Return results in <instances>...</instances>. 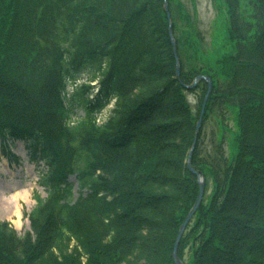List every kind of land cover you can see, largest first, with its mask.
<instances>
[{
    "label": "trees",
    "instance_id": "16d2710c",
    "mask_svg": "<svg viewBox=\"0 0 264 264\" xmlns=\"http://www.w3.org/2000/svg\"><path fill=\"white\" fill-rule=\"evenodd\" d=\"M168 1L180 75L164 0H0L1 152L15 161L22 140L48 165L47 195L25 212L32 230L0 218V264H176L200 189L188 159L208 83L187 88L200 73L213 90L192 165L206 189L178 255L264 264V0L245 10L226 0L235 49L203 66L184 55L181 2ZM80 71L89 83L77 84ZM76 107L84 116L72 123ZM230 115L235 154L224 132L205 149V124L226 128Z\"/></svg>",
    "mask_w": 264,
    "mask_h": 264
},
{
    "label": "rangeland",
    "instance_id": "374dc122",
    "mask_svg": "<svg viewBox=\"0 0 264 264\" xmlns=\"http://www.w3.org/2000/svg\"><path fill=\"white\" fill-rule=\"evenodd\" d=\"M251 0H241V8L245 10L249 8ZM181 6L179 9L182 12L178 20L180 24L179 33L185 42L183 49L184 55H190V60L197 66L208 65L214 63L223 53H230L235 49V42L229 38L228 31V17L229 9L226 0H180ZM196 49V50H195ZM78 85L89 83V72L80 71L78 74ZM94 81L93 83H95ZM77 84L69 82L66 94H72L76 91ZM81 88V87H80ZM199 91H189L188 98L194 109L197 108L199 102ZM113 103L106 106L102 111L101 121L104 120ZM72 123L84 116V110L81 107H76L72 111ZM228 127H222L215 118H211L205 124V149L212 150L214 146V138L217 140L221 133H225L226 149L229 154H235V142H233V135L235 133L236 122L232 116L227 117ZM11 150L16 152L20 158L15 162H10L2 153L0 149V188L6 190L5 196L14 197L28 191L27 197L21 196L17 202L22 220L16 222L19 217L16 214H11L8 209L0 204V213L2 220H9L12 225L19 230L20 234H25L32 230L30 219L25 215V212H30L36 204L35 192L46 196V189L39 179L42 170L47 169V164L43 162H36L30 158V151L22 140H17ZM74 196H79V184L75 176Z\"/></svg>",
    "mask_w": 264,
    "mask_h": 264
},
{
    "label": "water",
    "instance_id": "95a60500",
    "mask_svg": "<svg viewBox=\"0 0 264 264\" xmlns=\"http://www.w3.org/2000/svg\"><path fill=\"white\" fill-rule=\"evenodd\" d=\"M166 10L168 12V16L169 18L171 17V14L170 12L168 11V1L166 0ZM171 23V22H170ZM170 34H171V37H172V40H173V44L175 45V53L177 52V48H176V42H175V39H174V34L172 33V23L170 24ZM177 72L178 74L180 75L181 73V67H180V61L179 59L177 60ZM201 79H205L207 80L208 82V91L204 97V101L202 103V112H201V115H200V118L198 120V123H197V128H196V136H195V139H194V144L190 150V153H189V160H188V166H190V169L191 171H193L194 173L197 174V176L199 177L198 178V183H199V187H200V190H199V193H198V196L196 197V201L194 202V205L190 208V211L188 212V214L186 215V217L184 218L183 220V223L182 225L180 226L179 230H178V235L175 239V242H174V249H173V257H174V260H175V263L176 264H184V262L182 261V259L180 258V256L178 255V250H179V247H180V242H181V239L182 237L184 236V231L186 230L188 224L191 222V220L193 219L195 213L197 212V209L198 207L201 205L202 201H203V197H204V193H205V183H206V178L205 176L201 175L200 171L198 169H196L193 165H192V157H193V151L194 149L196 148V145H197V140H198V136H199V131L201 129V126L203 124V116H204V113H205V109H206V106H207V103H208V98L211 94V91L213 89L212 87V84H213V79L211 76H207L205 74H199V76H197V78L195 79V81L191 84H188V88H192L194 86H196L199 82V80Z\"/></svg>",
    "mask_w": 264,
    "mask_h": 264
},
{
    "label": "bare ground",
    "instance_id": "6f19581e",
    "mask_svg": "<svg viewBox=\"0 0 264 264\" xmlns=\"http://www.w3.org/2000/svg\"><path fill=\"white\" fill-rule=\"evenodd\" d=\"M5 194H6V190L4 191L0 188V204L1 205L3 204L8 209L9 213L16 214V216L19 217L16 222H21L22 217H21L20 208L17 202L21 196H24V197L29 196L28 191L20 193V194H16V196L14 197L12 196L7 197L5 196ZM0 217H2L1 213H0Z\"/></svg>",
    "mask_w": 264,
    "mask_h": 264
}]
</instances>
